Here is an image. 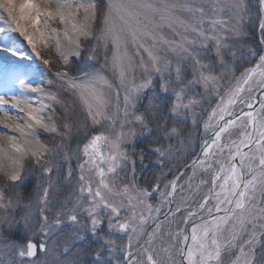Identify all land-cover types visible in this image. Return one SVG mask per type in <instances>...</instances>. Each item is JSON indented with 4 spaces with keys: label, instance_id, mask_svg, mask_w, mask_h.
Returning <instances> with one entry per match:
<instances>
[{
    "label": "snow or ice",
    "instance_id": "snow-or-ice-1",
    "mask_svg": "<svg viewBox=\"0 0 264 264\" xmlns=\"http://www.w3.org/2000/svg\"><path fill=\"white\" fill-rule=\"evenodd\" d=\"M97 2L0 0V209L13 206L7 187L47 177L38 227L27 217L15 222L27 243L7 246V254L16 264H264V50H249L256 63L226 79L244 0H108L99 29ZM157 16L173 39L156 32ZM224 16L236 23L229 27ZM57 21L63 28L50 26ZM37 37L55 48L57 70ZM205 112L191 161L173 179H165L169 169L141 186L137 161L140 173L152 155L163 168L171 145L162 142L180 138L184 126L201 127ZM51 247V260H41L38 248L47 256Z\"/></svg>",
    "mask_w": 264,
    "mask_h": 264
},
{
    "label": "rangeland",
    "instance_id": "rangeland-1",
    "mask_svg": "<svg viewBox=\"0 0 264 264\" xmlns=\"http://www.w3.org/2000/svg\"><path fill=\"white\" fill-rule=\"evenodd\" d=\"M107 2L108 0H98L96 5L97 10V19H96V28L99 29L103 26V20L104 15L107 11ZM134 3H156L157 0H132ZM159 2H164V0H159ZM168 2H172V0H168ZM244 3L246 5V12L243 13V19L242 23L239 27V31L241 33L239 38H233V41H229V43H232V48L230 51H234L236 53V56L229 61L228 69L226 70V79H231V73L234 71L236 76H239L240 72H242L245 68L251 67L256 63V58L251 57L249 50H255L257 53L264 50V44L261 43V39L264 38V31H261L259 29V22L261 18H264V10H262L260 0H244ZM222 19H228L229 20V27H231L233 24L236 23V20L234 18H229L227 16L221 17ZM181 19L187 20L188 18H185L183 15L181 16ZM155 22L162 25V27H159L156 29V32L163 35L165 39H173V29L169 28L167 26V23L165 21H160L159 17L157 16L155 18ZM51 27H59L61 28L62 25L59 24V22H50ZM176 31H180V28L178 25H174ZM231 35V33H229ZM148 44H151V40L146 41ZM158 47L165 48L164 45H158ZM38 48L41 51V55L48 59L51 58L53 60V71L57 70L60 65L56 63L55 61L58 59L55 48L49 44L47 47H45L44 44L39 43ZM131 45L129 46V52H132ZM101 56L100 62L103 63L102 57L105 55L104 50H101L99 53ZM107 55L109 58L111 57V50L109 49L107 52ZM169 57L173 60H175V57L169 53ZM108 76L110 83H115V78L111 75V73H106ZM139 79V77H138ZM223 84V87H227L228 84L226 82H221ZM223 94V92H221ZM112 95V111H115V97L114 93H110ZM122 99H123V93H121V107H122ZM215 104V99H212L206 106L210 110L211 106ZM207 113H204V116L200 118V126H184L181 128V137L180 138H174L172 140H166L163 141V145L165 147L171 145V155L170 157L165 159V163L163 168H161L156 161V156L152 155L149 158H146L145 163H148L149 167L148 169H145L143 173H140L141 165L139 164V161H137V173H138V179L143 187H148L151 184L155 183V180L152 179V175L159 174L161 171L168 173L169 169H171V173L165 177L166 180L173 179L178 174V169H182L184 165L191 160V155H189V152L191 149H195V151L200 150V143H201V131H202V124L204 122V119L206 118ZM137 131H139V128H137ZM186 140V143H181L180 140ZM52 140V137L50 135L47 136L45 139V142H48ZM147 144V141H145L143 144L137 145V151L140 147H145ZM159 146V145H156ZM76 161H72V166L75 167ZM31 166V160H28L25 162V170ZM67 168V165L61 164L59 166V171L63 172ZM191 175L190 172H186L185 176L180 181L181 183H186L188 176ZM145 177H148L147 180H145ZM208 174H204L202 176H199L195 181L194 184H198L200 179H207ZM46 181L47 177L41 178L38 173H35L33 175V178L30 183L27 184L26 187L23 188H16V187H7L6 189V195L12 197V207L9 208L7 211L4 209H0V253H4L5 255L0 257V259H12L13 264H16V258L8 255V249L7 246L10 245H26V240H21V236L23 235L24 229L17 230L16 223L17 221L21 222L23 224L25 222V217L28 218V224H30L33 229L38 227L37 225V219L39 217V209L43 207V205L38 203L39 196L41 194V189L39 185L41 182ZM0 187H4V181L3 178L0 177ZM69 189L64 188L61 189L59 193L54 192L52 195H61L63 196ZM207 191L206 187L201 188L200 192L203 193ZM19 194V196L14 194ZM193 198L198 199L199 196L195 193L192 194ZM17 199L20 201L19 204H17ZM153 205L157 203V200L151 199L149 201ZM7 219L11 222V227H9L8 224L3 223V221ZM179 219V217H177ZM33 242L38 243L40 241V237H31ZM127 238L124 237V240ZM63 240V236L59 237L56 243H59ZM53 242H49L50 245H52ZM154 247L159 248L160 247V241L157 240ZM17 249H14L16 251ZM55 254V248L51 247L48 255L46 256L44 253H41L38 248V255L41 260H51L52 256ZM163 255V253H162ZM35 259V258H33ZM23 264H28V261L25 260ZM85 264H90V261H85Z\"/></svg>",
    "mask_w": 264,
    "mask_h": 264
},
{
    "label": "bare ground",
    "instance_id": "bare-ground-1",
    "mask_svg": "<svg viewBox=\"0 0 264 264\" xmlns=\"http://www.w3.org/2000/svg\"><path fill=\"white\" fill-rule=\"evenodd\" d=\"M185 18H188L187 16H184ZM61 28H63V26L61 27ZM37 42H38V44H39V37H37ZM14 114V113H13ZM3 115V113L2 112H0V116H2ZM0 128H2V126H0Z\"/></svg>",
    "mask_w": 264,
    "mask_h": 264
}]
</instances>
